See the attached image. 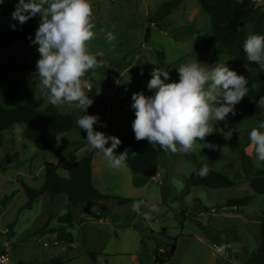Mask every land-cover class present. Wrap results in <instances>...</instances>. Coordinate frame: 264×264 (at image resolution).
Listing matches in <instances>:
<instances>
[{"label": "rangeland", "instance_id": "rangeland-1", "mask_svg": "<svg viewBox=\"0 0 264 264\" xmlns=\"http://www.w3.org/2000/svg\"><path fill=\"white\" fill-rule=\"evenodd\" d=\"M169 1L172 0H91L95 35L87 47L103 66L82 77V88L94 100L87 114L95 115L100 99L105 104L100 110V123L94 125L96 131L118 138L133 132L132 95L148 90L154 68L169 71L168 82H178L177 67L195 60L209 68L217 64L229 67V53L210 43V19L197 0H185L164 29L150 25L160 6ZM253 1L257 7L264 6V0ZM17 3L18 0H5L0 5V31H12V24L16 28L39 26V14L23 25L12 19ZM107 32L114 33L116 39L109 42ZM34 40L21 42L16 49L24 67L9 78L24 81L16 99L6 102L7 79L0 88V102L7 108L46 110L55 106L72 116L76 124L85 114L83 110L52 105L41 90L36 73L38 45ZM260 122H264V103L251 122L223 125L212 121L213 133L198 141L208 144L211 138V147L197 144L190 153L163 152L158 170L150 177L137 175L128 167L109 168L103 154L95 153L86 144V133L77 124L59 139L48 138L58 149L54 152L39 151L33 141L24 137V126L16 125L3 133L0 145V252L8 251L11 264H53L55 259L64 264H155L154 251L160 244L159 255L175 248L167 264H245L259 243L264 196L252 191V177L243 169L239 150L247 159L245 168L264 169V161L257 158L255 145L249 139L253 128L264 131L259 129ZM90 155L94 184L105 200L72 207L65 194L55 199L44 195L31 209L26 208L29 199L22 185L41 189L47 163L58 165L59 174L68 177L69 167ZM205 166L236 185L219 190L191 187L188 180L194 169ZM246 197L250 199L246 206L228 205ZM121 200L131 201L122 205ZM137 201L144 202L141 214L132 211ZM153 205L158 212L151 211ZM68 215L73 222L60 223V218ZM60 231L71 234L74 244L60 242ZM89 253L95 255V260Z\"/></svg>", "mask_w": 264, "mask_h": 264}, {"label": "clouds", "instance_id": "clouds-1", "mask_svg": "<svg viewBox=\"0 0 264 264\" xmlns=\"http://www.w3.org/2000/svg\"><path fill=\"white\" fill-rule=\"evenodd\" d=\"M4 3L5 0H0V5ZM37 14L41 22L33 43L38 45L40 58L36 62V73L41 90L52 105L83 110L85 114L76 124L79 130L85 131L84 141L89 148L102 153L109 168L126 167L127 152L119 155L115 152L121 140L96 131L94 125L100 123V117L87 114L94 100L83 90L82 77L103 66L87 47V42L95 35L91 0H18L11 15L23 25ZM10 26L15 30V24ZM106 39L112 42L116 36L107 32ZM243 52L249 62L264 71V35H249L243 43ZM202 65L195 60L177 67L178 82H168L169 71L152 70L147 89L153 94L132 95L131 107L135 110L132 130L137 141L147 139L153 147L173 154L190 153L197 144L202 148L211 147L198 141L213 133L217 121H224L230 113L235 115V106L247 96L249 89L245 76L226 65L217 64L213 68ZM260 103H264V99ZM259 129H264V122H260ZM249 139L255 145L257 158L264 161V131L253 128ZM109 141L111 146L106 147ZM194 171L200 177L208 174L206 166ZM143 203L134 202L132 211L141 214ZM151 211L159 209L153 205Z\"/></svg>", "mask_w": 264, "mask_h": 264}, {"label": "trees", "instance_id": "trees-1", "mask_svg": "<svg viewBox=\"0 0 264 264\" xmlns=\"http://www.w3.org/2000/svg\"><path fill=\"white\" fill-rule=\"evenodd\" d=\"M200 7L209 16L211 23V45L224 48L229 53V69L234 70L239 75H244L249 89L247 96L242 98L239 104L235 106V115L229 114L223 125H232L242 122H251L259 114L260 101L264 99V71L254 62L247 60L243 52V43L249 35H264V6L257 7L253 0H197ZM185 0H172L163 3L158 14L150 20L151 26L165 28L166 22L173 15L174 11L179 9ZM39 26L28 25L18 27L12 31H0V88L3 82L10 78L14 71L24 69L19 63L16 54L17 46L21 42H31L35 38V33ZM152 28V27H150ZM150 30L147 34L149 40ZM34 54V53H33ZM35 55V54H34ZM163 56V54H160ZM38 57V56H37ZM40 57H38L39 59ZM163 79V76H161ZM85 80H82L84 82ZM24 81L9 79V86L6 93V102L12 103L18 94ZM144 94L152 95L149 90ZM104 102L99 100V107L94 114L101 116L104 110ZM103 118H101L102 120ZM16 125H23V134L27 140L33 141L39 151L54 152L58 150L56 146L49 143L50 136L66 135L76 128L74 119L70 115L63 114L55 106H50L46 110H37L25 106L16 108H7L0 102V145L3 141V133L11 130ZM235 140L237 141L236 134ZM120 146L115 150L116 154L127 152L126 167L135 174L144 177H150L158 170L160 157L164 151L159 147H153L147 139L137 141L134 132L119 137ZM208 144L211 142V138ZM111 146V141L106 147ZM238 150L240 149L237 146ZM95 150V153H98ZM242 159L243 169L247 176L252 177L250 187L257 195L264 196V169L251 170L246 167V158L242 149L239 150ZM46 181L43 187L35 190L32 187L23 184L24 190L28 195L29 202L27 209L33 207L34 202L44 195L55 199L58 195L65 194L69 205L72 207L84 206L95 201H103L106 197L95 187L93 180V155L85 157L69 167L68 177H62L59 174V167L54 163H47L45 166ZM198 171V170H197ZM188 184L191 187H206L208 189L219 190L231 188L236 185L222 173L208 171L204 177L191 174ZM131 200H121L120 204L126 205ZM250 199L248 197L241 200H232L228 203L230 207L246 206ZM73 217L68 215L60 218L63 225L71 224ZM60 242L74 244V238L67 232L60 231L58 235ZM162 246L156 245L154 251L155 264H167L168 258L174 254L165 252L159 255ZM92 260L95 255L90 254ZM53 264H64L61 259H55ZM245 264H264V221L261 226L259 243L251 257Z\"/></svg>", "mask_w": 264, "mask_h": 264}, {"label": "built area", "instance_id": "built-area-1", "mask_svg": "<svg viewBox=\"0 0 264 264\" xmlns=\"http://www.w3.org/2000/svg\"><path fill=\"white\" fill-rule=\"evenodd\" d=\"M0 264H11V258L8 251L0 252Z\"/></svg>", "mask_w": 264, "mask_h": 264}]
</instances>
